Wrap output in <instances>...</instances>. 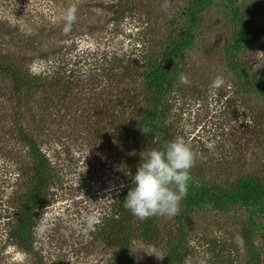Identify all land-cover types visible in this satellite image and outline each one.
<instances>
[{
	"label": "rangeland",
	"instance_id": "374dc122",
	"mask_svg": "<svg viewBox=\"0 0 264 264\" xmlns=\"http://www.w3.org/2000/svg\"><path fill=\"white\" fill-rule=\"evenodd\" d=\"M0 21L11 28L0 31V64L35 79L17 93L0 69V264L114 263L101 234L145 150L122 130L152 110L147 76L190 30V45L167 67L163 127L171 140L191 126L189 182L218 203L190 206L188 185L175 216L150 217L157 241L135 240L134 252L153 253L137 251L139 264H163L174 248L183 264H264V196L236 195L247 177L264 186V67H252L264 59V0H0ZM217 75L224 85L211 89ZM21 131L51 164L37 257L9 239L35 165Z\"/></svg>",
	"mask_w": 264,
	"mask_h": 264
},
{
	"label": "trees",
	"instance_id": "16d2710c",
	"mask_svg": "<svg viewBox=\"0 0 264 264\" xmlns=\"http://www.w3.org/2000/svg\"><path fill=\"white\" fill-rule=\"evenodd\" d=\"M226 1L232 5L235 4L237 0ZM235 16L237 20L242 21V23H247V19L243 16L240 7H237ZM4 29H9L8 32L11 31L7 23L0 21V31ZM192 37V30L181 36L180 41H178L174 47L167 49V53L162 58L161 62L153 66V69L147 76V89L153 96H151L152 110L142 116V118L135 119L122 130L124 136L131 138L140 136L142 138L145 143V154L147 150L159 148L165 141L170 140L168 132L163 127L164 123L162 119L165 114V97L172 87L167 67L170 59L172 61L177 58L179 55L178 53L190 45ZM236 43L240 45L242 43L241 38H238ZM242 66H246V63H238L234 59L233 67L237 68ZM0 69L10 73L13 77L17 93H20L24 89H28L31 83L35 81L34 78L33 80H28L25 76V80L22 79L16 67L3 66L2 63V65L0 64ZM140 127L151 128L152 132L155 134V138L152 133L142 134ZM20 139L29 148L30 156L35 165L32 173V184L21 208L18 221L12 227L9 239L27 255L37 257L34 246V230L38 222L39 211L45 207L48 201L47 192L50 188L52 179L51 164L33 138L21 131ZM188 185L187 199L190 206L199 207L204 199L218 203V198H214L210 191L198 193L193 190L190 182ZM255 194L264 196V186L259 180L253 177H247L243 180L236 192L237 197H239V200L243 203L252 202ZM157 238L158 233L155 228L154 220L149 218L141 221L134 218L129 211L123 207V202H120L117 217L113 218L109 224V228L104 230L101 234V239L106 245L117 251L116 259L113 264H139L136 255L131 254L129 248L134 252L133 246L135 240L154 243L157 241ZM183 262L184 258L180 254L179 249L174 248L166 254L163 264H183Z\"/></svg>",
	"mask_w": 264,
	"mask_h": 264
},
{
	"label": "clouds",
	"instance_id": "9594fccd",
	"mask_svg": "<svg viewBox=\"0 0 264 264\" xmlns=\"http://www.w3.org/2000/svg\"><path fill=\"white\" fill-rule=\"evenodd\" d=\"M252 67L255 71L264 67V59H257ZM178 80L180 84L189 83L182 73ZM223 85V77L217 75L212 79L209 87L219 89ZM140 130L142 134H154L149 127H140ZM181 131L183 135L165 141L159 148L147 150L146 154H144L145 150L141 152V162L135 174L131 176V187L123 199V207L134 218L143 221L153 216L173 217L178 213L180 202L187 194L190 169L195 159L191 146L185 139L190 135L191 126L184 124ZM236 243L241 246L242 239L236 237ZM129 249L131 254L139 250L153 254L144 247H138L135 252Z\"/></svg>",
	"mask_w": 264,
	"mask_h": 264
}]
</instances>
